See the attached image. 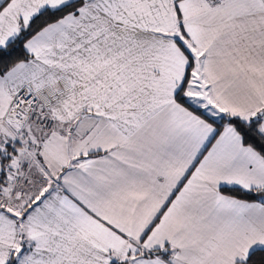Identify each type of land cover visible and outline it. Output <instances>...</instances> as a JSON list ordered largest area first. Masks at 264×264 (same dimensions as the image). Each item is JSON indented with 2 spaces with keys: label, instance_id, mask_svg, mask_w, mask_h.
<instances>
[{
  "label": "snow or ice",
  "instance_id": "obj_1",
  "mask_svg": "<svg viewBox=\"0 0 264 264\" xmlns=\"http://www.w3.org/2000/svg\"><path fill=\"white\" fill-rule=\"evenodd\" d=\"M0 264H264V0H0Z\"/></svg>",
  "mask_w": 264,
  "mask_h": 264
}]
</instances>
